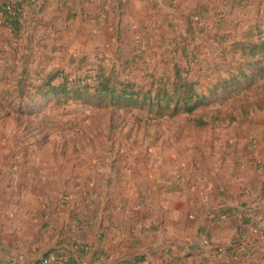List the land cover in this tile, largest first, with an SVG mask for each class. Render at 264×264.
<instances>
[{
    "label": "rangeland",
    "instance_id": "1",
    "mask_svg": "<svg viewBox=\"0 0 264 264\" xmlns=\"http://www.w3.org/2000/svg\"><path fill=\"white\" fill-rule=\"evenodd\" d=\"M84 5L28 15L19 36L0 28V261L30 263L70 243L78 209L90 216L94 205L139 231L143 245L153 234L141 229L171 216L163 239L183 253L205 249L219 188L264 179V0H132L120 15L109 0L104 10ZM176 68L211 93L205 107L174 118L56 108L36 89L59 69L91 83L105 74L157 85ZM182 209L208 226L181 230ZM257 218L247 264L264 247Z\"/></svg>",
    "mask_w": 264,
    "mask_h": 264
},
{
    "label": "trees",
    "instance_id": "2",
    "mask_svg": "<svg viewBox=\"0 0 264 264\" xmlns=\"http://www.w3.org/2000/svg\"><path fill=\"white\" fill-rule=\"evenodd\" d=\"M0 0V28L10 30L14 35H21L22 25L27 24L26 16L30 19L44 15L50 9H63L79 12L78 9L85 6L87 2L97 4L99 9L104 10L107 0ZM114 13L119 15L130 6L132 0H109ZM103 3V4H102ZM102 4V5H101ZM104 5V6H103ZM80 8H79V7ZM57 7V8H56ZM72 8H75L74 10ZM33 22H36L33 20ZM116 27L115 29H117ZM233 76V77H232ZM228 81L231 82L238 78L232 75ZM255 80V78L253 79ZM216 84L215 86L219 85ZM198 83L191 80L188 75H184L181 69L176 68L168 76L157 79V85L154 82L144 81L142 84H132L125 82H117L113 76L103 75L97 79L90 81L82 80L69 76L64 70H56L48 73L43 83L36 87L39 93L44 97L51 98L49 104L58 103L56 108H61L68 103L77 102L83 105H89L100 108L122 107L129 110H138L139 113H145L148 117L154 119H163L166 117L174 118L183 114H193L198 109L207 105L209 93L198 89ZM21 92V90H20ZM198 126L207 127L208 122L200 119ZM252 190H257L259 198L264 195V179L258 183L251 185ZM248 189H240L238 195L232 194L228 190L219 188L217 195H223L227 201H234L240 198ZM258 201V197L256 199ZM101 205H94V211L90 216L85 215V208L77 211L79 224L71 233L72 240L70 243L59 241L54 247L46 249L38 257L30 263L40 264L41 258L55 257L54 264H95V260H88L90 254L100 255L105 258L108 255L101 249L95 250L96 246L91 241L96 238L99 231L103 233L105 229L114 225L115 218L112 213L101 216ZM105 211V210H104ZM255 216L252 212H245L246 217L239 218L240 226L237 228L235 237L231 243H215L212 241L213 228H209V235L206 238V248L197 247L192 253H184L171 257V264H190L189 260L199 257L198 264H247L246 257L252 255V251L258 243L253 242L250 237L254 230H258L260 223H257V216L264 214V207L258 205ZM191 212L184 213L179 227L191 228L198 226L203 218L199 215L192 218ZM106 223V226H105ZM109 225V226H108ZM150 229H141L140 232L159 231L164 226V220L158 219V225L151 224ZM127 229V228H126ZM260 230V228H259ZM133 233L135 230L132 231ZM99 248V245L97 246ZM208 248V249H207ZM259 248V247H258ZM248 252V255L246 254ZM251 254H250V253ZM259 258L255 263L264 262V247L261 252L257 251ZM123 253V251H118ZM217 254V255H215ZM247 255V256H246ZM98 264H107L99 260ZM0 264H5L0 261ZM22 264V263H7Z\"/></svg>",
    "mask_w": 264,
    "mask_h": 264
},
{
    "label": "crops",
    "instance_id": "3",
    "mask_svg": "<svg viewBox=\"0 0 264 264\" xmlns=\"http://www.w3.org/2000/svg\"><path fill=\"white\" fill-rule=\"evenodd\" d=\"M253 181L254 179L251 180L250 178H246V180L243 181L242 184L234 188V190H231V187L221 186L222 190L226 189L232 194L237 195L240 189L248 190L240 198L234 201H227L226 198L223 197V195H220V198L216 199L219 204L217 208H219L220 210L216 209L212 214V216H216V219L213 220L215 223H213L215 227L213 228L214 233L212 234L213 242L230 243L236 235L237 228L240 226L239 218L246 217V215L244 214L245 212H252L253 216V212L257 209L258 205L264 207V201L256 200L257 194L259 195V193L257 190H252L251 188ZM188 211L190 210L187 209L184 213H187ZM220 211L222 212L220 213ZM181 212L182 213H180V218H182V216L184 215L183 209L181 210ZM212 216H210L209 219L213 218ZM171 222V216L166 217V221L164 220V226L159 231L152 232L153 235L150 236V239H153V241L149 242L148 245H143L140 241L141 239H145V237L140 235L138 236L137 233H139V231L129 234L126 228L123 227L122 223H116L115 221L114 225L110 226V228L105 229L103 233L99 231L96 235V238L91 241V243H94L96 246L95 250H103L108 255V257L105 258L100 255H95L94 253L90 254L88 260L99 259L107 264H171V257H175V255H182L184 254L183 252H185L183 250L184 248L180 247L179 249L177 248V250H175V243L171 245L169 241L165 240V238L163 239L164 233L161 232L164 228H167V226L170 225ZM207 223L208 222L199 224L195 228H198V231H201L204 226H208ZM173 224L176 227L178 223L176 224L175 222H173ZM189 229L193 228L191 227ZM181 230L185 231L186 228H183ZM222 232H226V234H232L231 240H216V238ZM98 245L99 248L97 247ZM171 249L173 250V252L171 251ZM118 251H123V253H118ZM99 260H95V262L99 263ZM200 262L201 261L198 257L189 260L190 264H198Z\"/></svg>",
    "mask_w": 264,
    "mask_h": 264
},
{
    "label": "built area",
    "instance_id": "4",
    "mask_svg": "<svg viewBox=\"0 0 264 264\" xmlns=\"http://www.w3.org/2000/svg\"><path fill=\"white\" fill-rule=\"evenodd\" d=\"M55 261H56L55 257H50V258H44V257H42L40 264H54ZM95 264H98V263H95Z\"/></svg>",
    "mask_w": 264,
    "mask_h": 264
}]
</instances>
